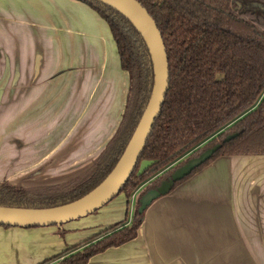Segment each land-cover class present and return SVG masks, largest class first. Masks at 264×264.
Segmentation results:
<instances>
[{
	"label": "crops",
	"instance_id": "obj_1",
	"mask_svg": "<svg viewBox=\"0 0 264 264\" xmlns=\"http://www.w3.org/2000/svg\"><path fill=\"white\" fill-rule=\"evenodd\" d=\"M104 22L77 0H0V89L15 93L0 104V182L64 183L106 149L130 76ZM125 206L119 195L62 226H0V264L55 258L119 222ZM87 264H264V155L217 158L155 200L135 239Z\"/></svg>",
	"mask_w": 264,
	"mask_h": 264
},
{
	"label": "trees",
	"instance_id": "obj_2",
	"mask_svg": "<svg viewBox=\"0 0 264 264\" xmlns=\"http://www.w3.org/2000/svg\"><path fill=\"white\" fill-rule=\"evenodd\" d=\"M109 25L130 89L121 124L90 172L59 186L26 189L0 183V207L43 209L72 203L98 187L123 155L154 87L150 50L137 28L99 0H77ZM155 21L169 61V88L136 170L120 191L128 201L144 183L131 222L81 242L42 264H87L138 235L140 199L174 171L218 144L220 149L171 191L221 156L264 155V0H137ZM238 136L225 142L227 136ZM188 155L184 161L183 158ZM182 159V160H181ZM176 166H173L176 162ZM148 166L139 172L142 163ZM163 173V174H162ZM130 203V202H129ZM10 227L7 225H0Z\"/></svg>",
	"mask_w": 264,
	"mask_h": 264
},
{
	"label": "water",
	"instance_id": "obj_3",
	"mask_svg": "<svg viewBox=\"0 0 264 264\" xmlns=\"http://www.w3.org/2000/svg\"><path fill=\"white\" fill-rule=\"evenodd\" d=\"M99 1L124 15L140 32L150 50L155 78L149 103L120 160L98 187L82 198L58 207L43 209L0 207V225L23 228L62 226L67 222L94 214L118 196L136 170L168 92L170 72L167 50L155 21L137 0ZM237 136L238 133L229 135L225 142ZM220 147L221 145L218 144L198 157L190 159L158 188L149 190L140 199L139 213L146 212L155 200L169 194L175 182L190 175L209 160Z\"/></svg>",
	"mask_w": 264,
	"mask_h": 264
},
{
	"label": "rangeland",
	"instance_id": "obj_4",
	"mask_svg": "<svg viewBox=\"0 0 264 264\" xmlns=\"http://www.w3.org/2000/svg\"><path fill=\"white\" fill-rule=\"evenodd\" d=\"M3 21V20H2ZM4 22V21H3ZM105 24H106V22H104ZM107 25V24H106ZM107 27L109 28V26L107 25ZM1 35V34H0ZM3 35V34H2ZM3 38H5V37H3ZM113 38V37H112ZM113 40V39H112ZM66 77L67 76H65V77H62V79H61V84L63 83V84H65L66 82H67V80H68V78L66 79ZM6 79V78H5ZM4 80V79H3ZM5 84L6 83H4V86H5ZM9 87H2V89H0V104H5V102H12V101H14V98H15V93H13V92H8L7 90H9L8 89ZM128 99V98H127ZM127 104V103H126ZM188 158V155L187 156H185L184 158H183V160L182 161H184V160H186ZM182 161H178V162H176L173 166H176L179 162H182ZM148 166V163L147 162H144V163H142V165H141V168H140V170H139V172H141V171H143L146 167ZM163 174V173H162ZM161 175V174H160ZM160 175H158V176H160ZM158 176H156V177H158ZM155 177V178H156ZM155 178H153V179H151L150 181H148V182H146V183H144V184H142L138 189H137V191L132 195V199L134 198V196L136 195V193L137 192H142L143 191V189L145 190L146 189V187L148 186V185H150L151 184V182L152 181H154V179ZM74 179H76V178H74ZM74 179H71V180H69V181H67V182H64V183H68V182H70V181H72V180H74ZM33 182H35L34 180H32ZM4 182H8L7 180H5ZM0 183H3V182H0ZM42 183H44V181H42ZM64 183H59V184H53V185H45V186H43V185H41V186H36V187H31V188H26V189H35V188H38V187H48V186H59V185H62V184H64ZM22 184H19V186H21ZM26 185V184H25ZM29 185V184H28ZM21 187H23V186H21ZM140 195V194H139ZM119 196V195H118ZM117 196V197H118ZM120 196H121V198L124 200V202L126 203V212H125V215L123 214V216H122V220L120 219L119 220V222H121V221H124L125 219H126V213L127 212H129V218H128V222L130 223L131 222V218H132V216H133V214H134V210H135V205L133 204L132 205V202H131V200L130 201H128V199L126 198V195L125 194H120ZM116 198V197H115ZM114 198V199H115ZM130 202V203H129ZM113 210H115V209H113ZM113 215V218L114 217H116L117 216V214H115V213H112L110 216H112ZM119 222H117V223H119ZM114 225L115 224H113V225H111V226H109V227H107V228H104L99 234H104V233H107V232H109L110 230H112L113 228H114ZM96 236V235H95ZM84 240V239H83ZM89 240V239H88ZM75 247V246H74ZM73 248V247H72ZM72 248H69L68 250H66L63 254H65V253H67L70 249H72ZM62 254V255H63ZM58 260L56 261V262H53V263H51V264H58Z\"/></svg>",
	"mask_w": 264,
	"mask_h": 264
}]
</instances>
